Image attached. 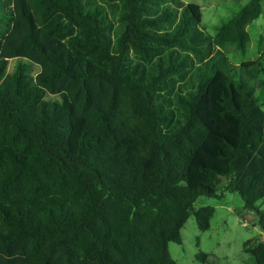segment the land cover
Listing matches in <instances>:
<instances>
[{
    "label": "trees",
    "instance_id": "1",
    "mask_svg": "<svg viewBox=\"0 0 264 264\" xmlns=\"http://www.w3.org/2000/svg\"><path fill=\"white\" fill-rule=\"evenodd\" d=\"M262 1L212 36L183 0H0V264H178L168 243L215 211L195 201L225 192L264 234V110L227 56Z\"/></svg>",
    "mask_w": 264,
    "mask_h": 264
},
{
    "label": "rangeland",
    "instance_id": "2",
    "mask_svg": "<svg viewBox=\"0 0 264 264\" xmlns=\"http://www.w3.org/2000/svg\"><path fill=\"white\" fill-rule=\"evenodd\" d=\"M200 6L202 12L201 27L210 35H215L217 26L229 20L249 0H183ZM262 11L257 19L247 25L249 43L244 54L240 52L227 53L230 67L228 74L235 80L243 81L254 89L255 96L264 110V75L252 79L246 70L239 65L243 61L264 58V0ZM22 61L30 65L31 75L45 73L44 61L29 50L20 55ZM17 60L9 62L11 72ZM220 192V191H218ZM203 206L215 209L209 221L207 230L197 227L195 216L191 215L181 229V243L169 242L168 251L178 264H255L253 256L244 249V243L249 240H264V234L258 226L254 211L244 209V203L237 193L225 192L219 198L200 196L194 203L197 210ZM264 210V203H258ZM198 252L207 254L206 260L196 256Z\"/></svg>",
    "mask_w": 264,
    "mask_h": 264
}]
</instances>
